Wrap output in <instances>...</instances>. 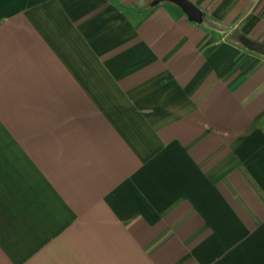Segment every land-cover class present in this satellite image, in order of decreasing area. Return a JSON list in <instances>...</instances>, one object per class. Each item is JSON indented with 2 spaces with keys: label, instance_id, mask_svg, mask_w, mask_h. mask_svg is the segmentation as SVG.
<instances>
[{
  "label": "crops",
  "instance_id": "0c3cea01",
  "mask_svg": "<svg viewBox=\"0 0 264 264\" xmlns=\"http://www.w3.org/2000/svg\"><path fill=\"white\" fill-rule=\"evenodd\" d=\"M189 1L0 0V264H264V0Z\"/></svg>",
  "mask_w": 264,
  "mask_h": 264
},
{
  "label": "water",
  "instance_id": "95a60500",
  "mask_svg": "<svg viewBox=\"0 0 264 264\" xmlns=\"http://www.w3.org/2000/svg\"><path fill=\"white\" fill-rule=\"evenodd\" d=\"M177 5L188 17V19L196 24H203L204 14L189 0H166ZM240 43L249 51L260 54L264 57V44L255 42L245 36L240 38Z\"/></svg>",
  "mask_w": 264,
  "mask_h": 264
},
{
  "label": "rangeland",
  "instance_id": "374dc122",
  "mask_svg": "<svg viewBox=\"0 0 264 264\" xmlns=\"http://www.w3.org/2000/svg\"><path fill=\"white\" fill-rule=\"evenodd\" d=\"M147 2H149V0H147ZM234 38H236V37H234Z\"/></svg>",
  "mask_w": 264,
  "mask_h": 264
}]
</instances>
